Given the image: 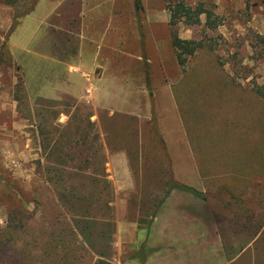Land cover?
Instances as JSON below:
<instances>
[{"label":"crops","instance_id":"crops-1","mask_svg":"<svg viewBox=\"0 0 264 264\" xmlns=\"http://www.w3.org/2000/svg\"><path fill=\"white\" fill-rule=\"evenodd\" d=\"M163 30L170 37L165 0H40L10 42L37 52L31 43L40 33L49 52L54 33L75 38L65 80L58 92L49 81L42 95L64 91L92 107L110 205L128 206L114 218V264H264V211L257 215L264 179L252 171L259 164L243 158L231 139L223 143L238 136L233 121L242 119L208 109L217 104L215 67L205 58L180 65L174 51H161ZM116 115L120 128H113ZM142 194L148 211L131 202Z\"/></svg>","mask_w":264,"mask_h":264},{"label":"rangeland","instance_id":"rangeland-1","mask_svg":"<svg viewBox=\"0 0 264 264\" xmlns=\"http://www.w3.org/2000/svg\"><path fill=\"white\" fill-rule=\"evenodd\" d=\"M171 1H181L192 8L201 5L212 13L213 28L206 25L205 14H201L200 22L193 25L180 18L171 32L181 39L199 42L196 53L187 58L189 65L197 58H205L215 67L211 66L210 73L219 86L217 104H210L208 109L218 110L226 118L230 114L242 119L233 121L240 127L238 136L229 135L223 143L231 139L241 148L243 158L259 164L252 171L264 179V0H165V4L168 6ZM39 2L12 0L7 4L0 0V230L12 226L3 240L5 244L0 243V255L3 248L10 247V257L1 262L27 264L26 255L20 254L22 250L33 256L29 264H41L42 260L48 264L53 257H62V250L52 252L48 239L70 238L63 224H71L76 209L71 202L59 198L57 192L66 194L61 187L75 184L77 195L94 194L90 199L94 220L83 233L87 236L86 245L72 247L74 263L114 264L120 257L113 247L114 218L117 210L126 207L124 200L117 206L110 205L114 201L113 190L104 171L105 156L92 135V107L64 91L51 98L42 95L49 81H53L50 86L56 91L59 79L65 80L64 63L75 53V38L63 32L54 33L47 47L49 52L39 38L40 33L31 43V49L34 47L37 52H26L10 42L11 33ZM71 12L73 17L74 11ZM72 21V29H76L77 24ZM171 32L169 37V32L163 30L162 52L174 51ZM58 61L62 69H58ZM116 116L113 128H120L122 117ZM210 129H206L207 133ZM140 196L143 201L137 202L135 197L131 202L148 211L152 208L150 203L143 199V194ZM108 200L109 208L104 204ZM151 204L154 209L157 202ZM263 211L258 210L259 219ZM74 221L80 230L83 219ZM4 236L0 232V240ZM76 241L80 242V238Z\"/></svg>","mask_w":264,"mask_h":264},{"label":"trees","instance_id":"trees-1","mask_svg":"<svg viewBox=\"0 0 264 264\" xmlns=\"http://www.w3.org/2000/svg\"><path fill=\"white\" fill-rule=\"evenodd\" d=\"M5 2L7 4H10V3H12V0H5ZM136 3L138 4V2H136ZM167 9L170 12L171 28L176 24V22L180 18H184L185 24H189V25L198 24L200 22L199 16L201 14H205L206 25L208 27H210V28L215 27V24L210 21L212 13L210 11L202 8L201 5H198L197 7L192 8V7L185 5L181 1H177V2L171 1L169 3V5L167 6ZM15 25L16 24L13 25V28L15 27ZM171 45H172V48L174 49L178 63L180 65H184L187 61V58L190 56H193L195 51L200 47L199 42H196L194 40L181 39L176 35V33L174 31L171 32ZM91 125H93V124H91ZM97 138L99 139L98 135H97ZM98 147L101 148L100 143H99ZM93 181H97V180L93 179ZM60 190H62L64 192L66 191L67 193L66 194H64V193L59 194L57 192V196L59 198L61 197V199H64L67 202L72 203L73 209H76L75 210L76 212L73 215V219L75 220V218H79V217L82 218L83 219V221H82L83 226L81 227L80 230H78V228L76 226L77 223H75L76 221L71 219L70 220L71 224H68L67 222H65V224H63L65 230L69 233V236H70L69 240H66V239L64 240L63 238H61V240H59V239L56 240V239H52V236L50 237V239H48L50 246L53 248L52 252H54V254H57V252L59 250H62L64 253L62 255V257H60L59 259H56L55 257H53L52 260L51 259L48 260V264H75L74 262H75L76 258H74V256L72 257V255H73L72 247H75V245L82 244L80 246L83 248V245L84 244L86 245L87 236L84 235L83 233L92 224L91 221L94 220L91 217L92 202L90 201L91 198H94V194H90V197L85 196V195L84 196L77 195L75 184H68V185L64 184V188L61 187ZM13 195L14 194H12V196ZM96 197H98V195ZM109 202H110L109 200L104 201V204L107 205V208H109V206H108ZM79 203H82V204H80V206H79ZM20 204H21V202H20ZM23 204H24V201H22V205ZM79 210H82V211L79 212ZM10 225L7 229L0 230V232L2 234L3 233L5 234L3 239L0 240V243L2 245L5 244L4 242H6V241H3L4 239H6V234L12 228V226H10ZM20 226L24 227V224H21ZM61 232H63V231H61ZM78 237L80 238V242L76 241ZM9 248L10 247H8L7 249H5V248L2 249L3 254L0 255V264H3L1 261H2V259L4 260L5 257H7L9 259V257H10L9 256L10 255ZM20 254L22 255V257H24L26 255V258L25 259L23 258V259L27 261V264H29L33 261V256H31L29 253L27 255L25 250H22L20 252ZM42 261L43 262H40L41 264H43L45 262V260H42ZM12 264H17V263L13 262Z\"/></svg>","mask_w":264,"mask_h":264}]
</instances>
